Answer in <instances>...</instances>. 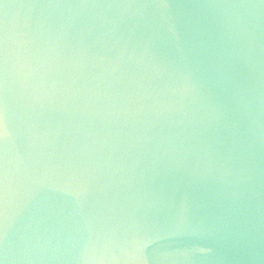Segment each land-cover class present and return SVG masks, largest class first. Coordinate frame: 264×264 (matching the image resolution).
Returning a JSON list of instances; mask_svg holds the SVG:
<instances>
[{"label":"clouds","instance_id":"9594fccd","mask_svg":"<svg viewBox=\"0 0 264 264\" xmlns=\"http://www.w3.org/2000/svg\"><path fill=\"white\" fill-rule=\"evenodd\" d=\"M0 264H264V0H0Z\"/></svg>","mask_w":264,"mask_h":264}]
</instances>
